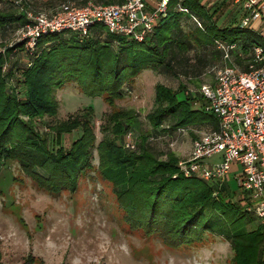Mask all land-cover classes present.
I'll return each mask as SVG.
<instances>
[{
    "label": "trees",
    "instance_id": "trees-1",
    "mask_svg": "<svg viewBox=\"0 0 264 264\" xmlns=\"http://www.w3.org/2000/svg\"><path fill=\"white\" fill-rule=\"evenodd\" d=\"M89 1L110 5L125 0H7V7L0 8V38L14 35L28 24L27 12L50 13L67 2L81 7ZM178 4L187 13L176 11ZM225 7L211 11L199 0H170L164 22L145 41L129 40L134 45L128 47L136 51L128 59L122 52L128 42L97 24L85 38L70 32L42 35L30 54L24 42L18 40L0 51V166L16 163L34 186L49 194L74 193L79 178L93 170L95 152L96 170L111 184L132 230L156 236L169 248H178L201 242L212 232L210 217L218 213L229 227V264H264V232L245 229L246 216L221 197L227 193L226 183L209 185L183 177L178 173L179 158L173 152L154 151L148 136L137 135L134 150L123 147L125 134L138 125L134 124L136 115L132 111L106 116L98 142L93 125L79 115L54 121L58 112L54 95L64 83L76 82L92 97L105 96L104 101L111 106L114 98H123L125 82L148 68L170 73L177 68L199 77L210 61L194 55L191 64L188 54L194 46L200 50L211 48L205 52L211 59H219L220 54L223 56L216 48L218 42L239 43L241 56L231 57L228 63L235 67L244 64L246 71L252 47L264 49V37L252 28L218 26ZM182 18L195 19L194 29L183 31ZM10 56L17 58L12 61ZM179 92H184L181 100L177 98ZM185 92L182 85L177 90L162 84L154 86L153 105L147 116L153 132H183L199 126L209 132L217 128L214 117L207 122L197 116L206 114L203 104L200 109L192 107L194 100H202L199 93L192 97ZM165 123L167 128H161ZM72 129H80V135L63 149L61 136Z\"/></svg>",
    "mask_w": 264,
    "mask_h": 264
},
{
    "label": "rangeland",
    "instance_id": "rangeland-1",
    "mask_svg": "<svg viewBox=\"0 0 264 264\" xmlns=\"http://www.w3.org/2000/svg\"><path fill=\"white\" fill-rule=\"evenodd\" d=\"M7 5V0H2L0 8H6ZM163 22L161 20L158 27ZM180 24L182 30L187 32L194 29L196 22L184 18ZM259 24L261 22L257 26ZM261 33L264 37V29ZM124 39L128 43L122 49L123 58L128 59L136 49L128 47L134 43ZM17 40L16 34L0 38V51L15 44ZM206 50L212 51L211 48L200 50V47L194 46L188 54L191 64L194 55L210 61L199 77L188 75V72L184 74L177 68L174 73L155 72L148 68L125 82L123 98H114L111 106L104 101L105 96L92 97L78 83H64L65 86L54 95L58 102L54 121L79 115L93 125L98 142L106 116L116 111H132L136 115L134 124H138L133 131L136 143L139 138L137 135L148 136L154 151L162 154L173 152L179 161L186 160L192 148L193 136L199 137L207 128L199 126L189 127L183 132L155 133L151 130L147 116L152 109L156 84L173 90L182 85L189 95L196 97L194 94L199 93L202 85L212 82L215 70L227 65L221 54L219 59H211ZM10 58L13 61L17 57ZM177 98L183 99L184 92H179ZM194 103L192 107L200 109L205 101L199 97ZM197 116L207 122L213 118L209 113ZM167 126L168 123H165L161 128ZM79 135L80 129L64 133L60 145L63 149L69 148ZM97 164L96 153L93 152V170L79 178L76 191H64L58 195L34 186L16 163L8 162L0 166V264H229L232 255L226 240L229 227L218 213L210 217L209 227L212 232L201 242L169 248L158 237L145 236L140 230L129 228L125 211L117 202L111 184L98 174ZM240 172V166L231 167L226 181L221 183H226L227 188V193L221 197L234 203L240 214L246 216L247 231L264 232L260 220L250 213L246 214L250 204L241 198L242 193L237 186L236 177ZM207 183L217 184L213 181Z\"/></svg>",
    "mask_w": 264,
    "mask_h": 264
},
{
    "label": "built area",
    "instance_id": "built-area-1",
    "mask_svg": "<svg viewBox=\"0 0 264 264\" xmlns=\"http://www.w3.org/2000/svg\"><path fill=\"white\" fill-rule=\"evenodd\" d=\"M231 1L243 13L239 21L241 29L252 28L258 22L264 29V0ZM147 2L125 0L122 4L102 5L89 1L81 7L67 2L50 13L27 12L29 23L16 35L19 42H24L29 54L42 35L70 32L85 38L96 24L110 35L140 43L166 18L170 0H155L151 7ZM176 8L187 13L180 4ZM216 48L227 65L215 70L213 83L202 85L199 95L205 101L204 111L216 119L217 128L201 134L192 142L188 158L177 163L178 173L185 178L221 185L231 167L240 166L236 182L241 198L250 204L246 212L258 218L264 226V49L253 46L246 71H240L228 63L236 49L235 44L218 42ZM135 143L134 133L127 132L123 147L134 150ZM217 155L221 157L218 163H205Z\"/></svg>",
    "mask_w": 264,
    "mask_h": 264
},
{
    "label": "crops",
    "instance_id": "crops-1",
    "mask_svg": "<svg viewBox=\"0 0 264 264\" xmlns=\"http://www.w3.org/2000/svg\"><path fill=\"white\" fill-rule=\"evenodd\" d=\"M154 1L155 0H148V2H147L148 7L153 6ZM199 2L205 9H208L211 11L215 10V9H220V8L222 9L225 6H227V7H225V10L223 11V16L221 17V19L217 23L218 26L239 25V21H240L243 13H242L240 7L235 5L234 3H232L231 0H199ZM112 4H119V3H112ZM175 10L179 11L178 8H176ZM182 19H184V18H182ZM232 19H234L235 22H231ZM193 20L196 22L195 19H193ZM256 26H257V24H255L252 27V30L257 34L262 35V33H261V30L263 29L262 25L259 24L257 26V28H256ZM223 44H225V43H223ZM232 44L236 45V49L231 53V57L233 58V57H235V55L238 56V54L242 53V50L239 46V43H232ZM237 68L240 71H245L244 70V68H245L244 64H242L241 66H238ZM212 83H213V79L209 85H211ZM220 158H221L220 155L214 156V157L210 158L208 160V163H206V164L212 165L214 163H218L220 161Z\"/></svg>",
    "mask_w": 264,
    "mask_h": 264
}]
</instances>
